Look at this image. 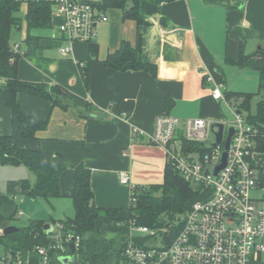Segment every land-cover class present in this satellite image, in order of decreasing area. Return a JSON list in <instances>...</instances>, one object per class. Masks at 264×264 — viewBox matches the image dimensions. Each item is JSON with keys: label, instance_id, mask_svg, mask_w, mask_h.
<instances>
[{"label": "crops", "instance_id": "0c3cea01", "mask_svg": "<svg viewBox=\"0 0 264 264\" xmlns=\"http://www.w3.org/2000/svg\"><path fill=\"white\" fill-rule=\"evenodd\" d=\"M102 12L107 22L96 25L93 55L88 43L70 44L57 32L61 18L53 12L51 29L32 32V38L22 30L18 78L59 86L65 108L19 94L23 112L46 121L47 127L36 139L16 144L40 151L48 163L62 169V198L69 199L75 169L89 170L95 206L118 210L117 219L122 220L127 210L124 192L130 195V190L120 184L121 173L137 188L163 182L164 149L148 138L155 120L166 115L221 122L225 106L212 100V89L221 85L226 97L242 93L235 79L246 74L259 79L264 71V52L258 50L264 45V0H140V23L123 20L116 9ZM123 41L135 47L140 63L155 68L154 75L120 73L103 65ZM62 47H70L71 53L61 55ZM4 84L0 79V134L9 135L11 113L3 100ZM23 168L26 172L19 170L7 181L4 194H25L20 182H32V175ZM56 201L61 200L52 204ZM96 228L110 234L108 238L129 233L105 216L98 218Z\"/></svg>", "mask_w": 264, "mask_h": 264}, {"label": "built area", "instance_id": "2783aa9c", "mask_svg": "<svg viewBox=\"0 0 264 264\" xmlns=\"http://www.w3.org/2000/svg\"><path fill=\"white\" fill-rule=\"evenodd\" d=\"M15 1L23 5L48 3L52 12L61 18L57 32L70 44L93 42L96 25L107 22L104 12L91 0ZM11 49L22 56L19 44ZM59 53L67 56L71 48L62 47ZM211 80L207 78V81ZM211 98L223 102L226 111L231 113V118L223 115L220 122L224 125L221 144L210 145L214 142H209L210 128L215 121L208 119L180 120L160 116L148 135L152 144L164 149L167 161L183 180L199 189L202 199L194 202L184 215L159 228L138 226L129 221L126 245L117 264H250L259 261L264 254V195L261 198L254 195L256 191H264L256 172L259 130L244 120L242 113L226 99L221 85L212 89ZM230 128L233 134L225 151ZM136 133L133 129L132 134ZM191 145L202 149L191 150L188 148ZM224 152L225 167L215 174ZM119 182L129 188L130 203L134 204L138 188L130 183L126 173L120 174ZM61 229L62 226L56 224L52 231L55 245L51 250L59 253L51 259L44 248H37L41 257L39 264H61L59 258L65 256L71 239L75 251L79 247L78 237L68 235L63 241ZM133 231L145 236L134 239ZM0 264H29V261L23 263L18 256L8 255L0 258Z\"/></svg>", "mask_w": 264, "mask_h": 264}, {"label": "trees", "instance_id": "16d2710c", "mask_svg": "<svg viewBox=\"0 0 264 264\" xmlns=\"http://www.w3.org/2000/svg\"><path fill=\"white\" fill-rule=\"evenodd\" d=\"M101 10H119L123 20L141 22L139 15L140 0H102L93 2ZM24 8V13L22 9ZM51 6L48 3L20 4L15 0H0V79L4 80L3 100L11 113V130L9 135L0 134V165L23 166L34 177V181L23 180L20 188L23 193L32 199H42L51 205L54 200L61 199L60 176L62 169L48 163L43 153L37 150H25L17 146L21 140H34L38 132L47 127L46 121H41L26 115L17 102V96L24 94L49 101L53 106H63L64 91L57 85L36 84L22 81L18 78L17 67L21 58L14 54L11 45L13 31L25 29L27 38H32V32L52 28ZM91 53L94 54L95 43H88ZM13 58V62L10 59ZM103 65L116 72L145 71L152 75L155 68L149 64L140 63L137 59L135 47L123 41L118 50L110 54ZM259 89L264 91V71L259 74ZM240 99L242 104L238 110L248 109L249 96L242 94H226V99ZM247 121L259 130L256 140V152L264 156V99L257 105L256 117H248ZM191 150L202 149L198 145L188 146ZM261 186H264V166L258 174ZM67 197L73 207V216L59 220L61 237L64 241L68 235L80 239L79 247L75 251L77 264H117L124 251L127 238L117 235L108 238L97 230L96 222L100 216L108 217L114 224L124 222L127 227L129 221L138 226L151 229L159 228L166 223L184 215L191 205L202 199L197 187L185 182L170 162H166L163 182L161 185L138 188L135 192V203H129L125 211L126 217L117 219L118 210L101 209L94 204V194L91 188L90 171L78 166L74 172V184ZM20 205L13 196L0 194V221H11L18 215ZM48 225V224H46ZM45 224L31 222L25 228L16 232L1 235L0 245L4 248V256H18L23 263L39 264L41 257L37 248H44L51 259L59 253L51 250L55 245L54 233L44 231ZM67 254V255H66ZM70 255L67 249L65 256ZM52 262L54 260H51Z\"/></svg>", "mask_w": 264, "mask_h": 264}, {"label": "rangeland", "instance_id": "374dc122", "mask_svg": "<svg viewBox=\"0 0 264 264\" xmlns=\"http://www.w3.org/2000/svg\"><path fill=\"white\" fill-rule=\"evenodd\" d=\"M95 2L102 1V0H93ZM24 13V8L22 9V15ZM22 37V31H13L11 34V45L19 42ZM244 77L237 78L234 80V82L237 84L238 92L242 93H234V94H242L249 96V100L247 101V108H245L242 111V117L244 120H247L248 117H256L257 112V105L260 101L264 99V91H261L259 89V79L257 74H250V75H243ZM231 104L234 106V108H238L241 106L242 102L240 99H232ZM222 114L227 117L231 118V113L227 112L224 107L222 108ZM214 140V136L211 135L209 137V142ZM193 158H196V156H193ZM264 166V156L258 154L256 156V172L259 173L260 169ZM22 169H17V167H13L10 165L2 166L0 165V194H4L3 191H5L6 183L8 180L14 179L18 174L19 170L25 169L23 167H20ZM27 174V173H26ZM32 181H34V177L32 176ZM124 198L127 200V205L125 209L129 208L130 203V197L128 192H124ZM254 195L258 198H261L264 195V191H256ZM18 205H20L18 210V215L14 220L11 221H0V231L2 232L6 227H15L17 229L19 228H25L27 227L31 222H41L43 224H55V222L60 220H63L64 218H69L73 216V209L71 205V201L67 198L60 199L61 201H56V203L52 204L51 206L48 205L44 200L42 199H32L26 194L24 195H17L15 198ZM103 219V217H101ZM177 219V218H176ZM104 223H102L103 225ZM55 227V226H54ZM117 228L125 229L123 223L116 224ZM128 229V228H127ZM107 237L110 236V234L105 233ZM145 235L142 233H139L137 231L132 232V237L134 239L143 238ZM4 254V248L2 245H0V258ZM251 264H264V254L261 256L260 260L257 262H253Z\"/></svg>", "mask_w": 264, "mask_h": 264}, {"label": "water", "instance_id": "95a60500", "mask_svg": "<svg viewBox=\"0 0 264 264\" xmlns=\"http://www.w3.org/2000/svg\"><path fill=\"white\" fill-rule=\"evenodd\" d=\"M258 50L261 52H264V45H260L258 47ZM239 113V112H238ZM210 132L211 134L214 136V142L211 143L210 145L212 147L216 146L217 144H221L222 143V139H223V134H224V125L220 122H214L211 125L210 128ZM233 134V129L230 128L228 129V134L225 140V151L228 150L229 148V144H230V140ZM225 160H226V152L223 153L222 155V163L216 167L215 169V174H217L220 170H222L225 167ZM44 231L49 234L52 233L53 231V226L51 224H48L46 226H44ZM18 229L15 227H6L3 231L2 234L3 235H8L11 233L16 232ZM169 239V237L167 238V240ZM62 244V243H61ZM68 249L70 250V255L68 256H64V257H60L59 261L61 262V264H77L76 259H75V247L73 244V239H71V242L67 245Z\"/></svg>", "mask_w": 264, "mask_h": 264}]
</instances>
